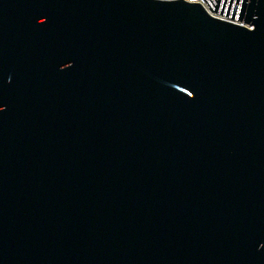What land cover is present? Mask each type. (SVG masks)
<instances>
[{
  "label": "water",
  "instance_id": "water-1",
  "mask_svg": "<svg viewBox=\"0 0 264 264\" xmlns=\"http://www.w3.org/2000/svg\"><path fill=\"white\" fill-rule=\"evenodd\" d=\"M0 0V264H264V0Z\"/></svg>",
  "mask_w": 264,
  "mask_h": 264
},
{
  "label": "built area",
  "instance_id": "built-area-1",
  "mask_svg": "<svg viewBox=\"0 0 264 264\" xmlns=\"http://www.w3.org/2000/svg\"><path fill=\"white\" fill-rule=\"evenodd\" d=\"M187 1H194V2H196V1H198V2H200V4L210 13V14H212V15H215V16H218V17H225L223 14L221 15V14H219V13H216V12H213L209 7H208V5L205 3V1L204 0H187Z\"/></svg>",
  "mask_w": 264,
  "mask_h": 264
}]
</instances>
